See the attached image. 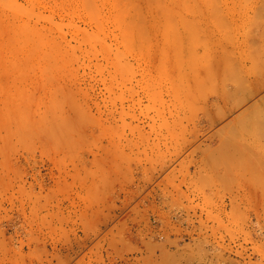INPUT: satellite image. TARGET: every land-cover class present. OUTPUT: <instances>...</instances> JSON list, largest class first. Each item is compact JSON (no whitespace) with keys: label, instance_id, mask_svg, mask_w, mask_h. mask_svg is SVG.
Instances as JSON below:
<instances>
[{"label":"rangeland","instance_id":"1","mask_svg":"<svg viewBox=\"0 0 264 264\" xmlns=\"http://www.w3.org/2000/svg\"><path fill=\"white\" fill-rule=\"evenodd\" d=\"M9 1L77 57L0 53V264H264V0Z\"/></svg>","mask_w":264,"mask_h":264},{"label":"bare ground","instance_id":"2","mask_svg":"<svg viewBox=\"0 0 264 264\" xmlns=\"http://www.w3.org/2000/svg\"><path fill=\"white\" fill-rule=\"evenodd\" d=\"M13 1V0H12ZM31 1V0H30ZM42 1V0H41ZM60 1V4H61V0H59ZM67 1V0H66ZM72 1V0H71ZM71 1H70V3H71ZM75 2L74 3H80V2H78L77 0H74ZM80 1H82V0H80ZM84 1V0H83ZM83 1L81 2V7H83L82 9L84 10L85 9V12H86V10L87 11H89L90 9L92 10V12H94L93 10H94V8L96 9L97 8V6H98V4H96L95 2L97 1H94V3H92V0L90 1V2H88L87 4L84 2L83 3ZM86 1V0H85ZM89 1V0H88ZM107 3H110L111 2V4H113V2H114V0H111L110 2H108L107 0H105ZM105 1L104 0H101V2L102 3H100V0H99V5L101 4V6L99 7V8H101V10H100V12L102 11V13L104 14L105 12H103V8L104 7H106V4L104 5V3H105ZM118 2H114V4L111 6V8L112 7H117L118 8V12H119V10L122 8V10H129V8L127 9V8H125V6L128 4L127 2H126V4L124 3V2H122L121 4L119 3V2H121L120 0H117ZM131 1V0H130ZM137 1V0H136ZM140 1V0H139ZM14 2H16V1H14ZM33 2H37L36 0H34ZM42 2H45V1H42ZM47 2H49V0H47L45 3L47 4ZM51 2V1H50ZM52 2H53V0H52ZM51 2V3H52ZM63 2H65V0L63 1L62 0V3ZM68 2H69V0L67 1V3H65V4H67V5H69V9H70V4H68ZM73 2V1H72ZM131 2H135V0H132ZM31 3H32V1H31ZM45 3H42L41 4V2L40 1H38V4H37V6H39V4H41V6L44 4V7H46L45 5ZM53 3H55V1L53 2ZM57 4L59 3V2H56ZM54 4L55 5V7H58V8H60L61 7V9L60 10H62V11H66L67 9H66V7H64L65 9H62V6L60 5V6H57V4ZM89 3H90V6H92V7H88V5H89ZM91 3H92V5H91ZM115 3H118V5H115ZM124 3V5H122ZM49 4V3H48ZM72 4V3H71ZM82 4H86L85 6L83 5L82 6ZM93 4L94 5H96V7H94L93 6ZM103 4V5H102ZM20 5V4H19ZM32 5H34V3H32ZM32 5H31V7H32ZM59 5V4H58ZM64 5V4H63ZM74 5V4H73ZM73 5H72V7H71V11L70 12H68V11H66V12H68V13H71V14H68V13H65L64 12V14H62V15H65V14H67V15H65L66 17H69L68 15H73L72 13H73V11H75V10H77L76 8H75V6H74V9H73ZM122 5V6H121ZM47 6H49V5H47ZM78 6V4H76V7ZM103 6V7H102ZM109 7H110V4L108 5ZM23 5H20V6H18L16 3H13V2H11V1H9V0H0V39H1V41H0V53L2 54L3 53V55L4 56H6V58H8L7 57V55H6V52H13V51H15L16 49L17 50H19L18 52H20L21 50L23 51V52H26L25 54H23L25 57H23V58H21L20 56L18 57V55H17V57L15 56V59H21L22 61H19V60H17V61H15L16 62V64L14 63V62H12V61H10L11 59H6V60H8V62H9V64L8 65H12V63H13V66L14 65H17V63H18V65L19 64H24L25 66H26V64H28V63H26V57L29 55V57H34L33 55H34V53L37 51H41L42 52V54H41V56H40V53L38 54V53H36L38 56H40L41 57V59L42 58H44V59H42V60H44V61H46L47 60V57H48V60L46 61V62H48V64L47 65H49V63H50V61H52V64H54L55 62H57L56 60H58V59H60V58H58V56H57V54H59V57L60 56H63L62 58H64V56L66 55V58L68 57V54L67 53H70V52H74L75 50H73V51H70V52H68V50H69V47L67 48L66 46L68 45V43H65L66 42V40H65V47H63V48H65V49H63L65 52H66V54L65 55H61V52H59V51H57V50H59V48L60 47H62V46H60V45H62L63 44V46H64V43H62V44H60L61 43V41H63L64 39H62L61 40V38L60 39H58L57 41H55L54 39L56 38H54V36H56V35H58V36H60L59 35V33L60 32H62L63 33V30H61L60 28H62V23H60V24H58V25H56V23L55 22H53L52 21V19H51V17H49L48 16V18H49V20L47 19V16H41V18L43 19V17H44V20H45V22H48V21H50V22H48V25H50V24H54L53 26H55V29L57 28V26H58V28H57V31H56V33H54V34H56V35H54L53 34V30H52V27L53 26H50V28H46V25H40L39 27L37 26V24H34L33 25V23H32V25L30 24V21L32 20L33 21V19H28V18H30V14L32 15V16H36V15H38V16H36L35 18L38 20V22H39V19H38V17L40 18V15L41 14H32V13H34V11H30V10H28L27 8H25V7H23ZM34 7V6H33ZM85 7H88L89 8V10L88 9H86ZM121 7V8H120ZM124 7V8H123ZM49 8H51L50 6H49ZM52 8H54V6H52ZM112 9V10H109V9H107V7L105 8L106 9V14H107V11L109 10V11H111V12H109L108 11V13H110L111 15H112V13L113 12H115V11H113V10H115V9ZM117 8H116V10H117ZM120 8V9H119ZM25 9H27V10H25ZM30 9V8H29ZM55 9V8H54ZM53 9V10H54ZM57 9V8H56ZM79 9H81L80 7H78V10ZM11 11L10 13V15L8 14L7 15V11ZM47 10H49V9H47ZM52 10V9H51ZM52 10V11H53ZM95 11H97V12H99V10H98V8H97V10H95ZM113 11V12H112ZM7 12V13H6ZM31 12V13H30ZM78 12V11H77ZM91 12V15H93L94 16V13H92ZM97 12H95V14H96V16H94L93 18L94 19H92L91 17L89 18L88 17V19H89V21H91L90 23H92V20H93V22H94V24L92 25V26H95V28H96V30L93 32V31H91V32H87L86 34H85V32L87 31V29L86 30H82L83 32H81V29L79 28V26L77 27V25L75 26L74 24H71V26L73 25V27H74V32H71V34H73V33H76V31H77V34L80 32L82 35L81 36H83V34L85 35V36H83V38H81V39H84L83 41H80V42H82V43H86V44H88V45H90V47H93L92 49H96L97 48V45H100L101 46V50H103V52L104 53H106L107 54V52H108V50H109V48H108V44H107V42H106V40H105V38H106V36L108 37V35H107V33H108V31H107V29H105V27H104V24L106 23V22H108L107 20H109L111 17V15L109 16V18L107 19V18H105V17H102V16H104L103 14H102V16H101V14H100V12H99V14L97 13ZM125 11H120L119 13L120 14H118L117 13V11H116V13H114L113 14V20L114 21H116V20H118L119 18H121L123 15H124V20L121 18V25L124 23V21H125V19H126V15H127V13H128V11L127 12H125ZM61 13V12H60ZM63 13V12H62ZM75 13V12H74ZM80 13H81V11H80ZM121 13H123V14H121ZM77 14V16L78 17H80V14H78V13H76ZM97 14L99 15V16H97ZM126 14V15H125ZM26 16V18L28 17V15H29V17L27 18V20H22V18H24L23 16ZM45 15V14H44ZM87 15H89V14H87V12H86V15L85 16H87ZM91 15H89V16H91ZM107 15H109V14H107ZM31 16V18H33ZM73 16H76V15H73ZM73 16H70V18H71V20H72V17ZM82 16H84L83 15V13H82ZM106 16V15H105ZM118 16H121V17H119L118 18ZM46 17V18H45ZM40 18V19H41ZM55 18V17H54ZM61 18V17H60ZM35 19V20H36ZM76 19V18H75ZM81 19V18H80ZM88 19H87V21H88ZM90 19H92V20H90ZM105 19H107V20H105ZM30 20V21H29ZM70 20V21H71ZM43 21V20H42ZM69 21V22H70ZM89 21H88V23H89ZM110 21V20H109ZM114 21H113V23H114ZM34 22H37V21H34ZM41 22V21H40ZM52 22V23H51ZM68 22V23H69ZM83 22H85V21H83ZM119 22L120 21H118L117 23H116V26H119ZM64 23V22H63ZM67 23V22H66ZM65 23V24H66ZM72 23V22H71ZM74 23H75V21H74ZM89 23V24H90ZM112 23V24H113ZM44 24V23H43ZM76 24V23H75ZM109 24H110V22H109ZM108 24V25H109ZM112 24H110V25H112ZM125 24V23H124ZM124 24H123V26H124ZM64 25V24H63ZM67 26H68V28H71V26L69 27V25H70V23L69 24H66ZM107 25V24H106ZM109 25V26H110ZM44 26V27H43ZM60 26V27H59ZM109 26H108V29H111V28H109ZM123 26H121L122 28H120L119 30H122L123 31ZM72 27V28H73ZM107 27V26H106ZM54 28V27H53ZM67 28V27H66ZM78 28V29H77ZM92 28V27H91ZM63 29V28H62ZM77 29V30H76ZM80 29V30H79ZM67 30V29H66ZM76 30V31H75ZM94 30V29H93ZM54 31V32H55ZM72 31H73V29H72ZM106 31H107V33H106ZM109 33H111V30H110V32ZM61 34V33H60ZM76 34V35H77ZM53 35V36H52ZM63 35V34H62ZM73 36V35H72ZM80 36V37H81ZM104 36V37H103ZM52 37V38H51ZM66 37V36H65ZM75 37H77V36H75ZM103 37V38H102ZM78 39V38H77ZM107 39V38H106ZM59 40H60V42H59ZM71 40V39H70ZM75 41H77V40H75ZM74 41V42H75ZM85 41V42H84ZM59 42V43H58ZM68 42V41H67ZM80 42H78V43H80ZM59 44V45H58ZM67 44V45H66ZM69 45H70V43H69ZM72 45V44H71ZM71 45H70V47H71ZM60 46V47H59ZM95 46H96V48H95ZM100 46H99V48H100ZM66 48H67V50H66ZM77 48V45L76 46H74L73 47V45H72V48H71V50L72 49H76ZM45 49V51L47 50L48 52H46V53H48V54H46L45 53V51H43ZM61 49V48H60ZM61 49V50H62ZM108 49V50H107ZM16 50V51H17ZM60 50V51H61ZM62 50V51H63ZM97 51H98V49H96ZM100 50V49H99ZM21 51V52H22ZM55 51L57 52V54H56V56H54L55 55ZM63 51V52H64ZM95 51V50H94ZM106 51V52H105ZM17 52V53H18ZM100 52V51H99ZM5 53V54H4ZM14 53V52H13ZM45 53V54H44ZM89 53V52H88ZM98 53V52H97ZM103 53V54H104ZM0 54V62H1V57L3 56V55H1ZM28 54V55H27ZM73 54V53H72ZM101 54V53H100ZM9 55V54H8ZM19 55H22V53H20ZM22 55V56H23ZM27 55V56H26ZM36 55V56H37ZM44 55V56H43ZM46 55V56H45ZM49 55H51V57H49ZM74 57H77V55L75 54V52H74ZM76 55V56H75ZM91 55H92V53H91ZM108 55H109V53H108ZM3 56V57H4ZM37 56V59H36V63H37V60L39 59L40 60V57H38ZM71 56V55H70ZM2 57V58H3ZM27 58V60L28 59H30V60H32L33 58ZM53 57H55V58H53ZM5 58V57H4ZM11 58H13L12 56H11ZM45 58H46V60H45ZM50 58H52V59H50ZM57 58V59H56ZM66 58H64L65 59V61H66ZM70 58V57H69ZM93 58V57H92ZM92 58H91V60H92ZM95 58H97V57H95ZM106 58V57H105ZM110 58V57H109ZM25 59V63H24V60ZM56 59V60H55ZM39 60H38V62H39ZM42 60H40V62L39 63H43L42 62ZM54 60H55V62H54ZM69 60V59H68ZM68 60H67V63H68ZM96 60V59H95ZM3 61V60H2ZM60 61V60H59ZM70 61V60H69ZM77 60H75V61H73V62H76ZM7 62V63H8ZM21 62V63H20ZM23 62V63H22ZM28 62H31V61H29L28 60ZM46 62H44V63H46ZM54 62V63H53ZM62 64H63V62L62 61H60ZM106 62V61H105ZM108 62V61H107ZM1 63H5V62H1ZM71 63V62H70ZM31 64V63H30ZM33 64H34V62H33ZM51 64V63H50ZM51 64V65H52ZM59 64V63H58ZM7 65V64H6ZM56 65V64H55ZM54 65V66H55ZM61 65V64H60ZM72 65V64H71ZM4 66H5V64H4ZM20 66V65H19ZM35 66V65H34ZM66 66V65H65ZM16 67H18V66H16ZM10 69H11V67H10ZM6 71V70H5ZM4 73V72H3ZM261 88H263L262 86H261ZM258 89V88H257ZM252 91V90H251ZM258 93H260V92H258ZM257 93V94H258ZM256 95V93L254 92V93H250L249 92V95L247 94V96L245 97V98H243L244 100L243 101H241L239 104H235V106H233L232 108H230L229 110H228V114H230V113H233L236 109H238V108H240V107H242L241 105H244V104H246V103H248V102H250L253 98H254V96ZM247 109V108H246Z\"/></svg>","mask_w":264,"mask_h":264}]
</instances>
